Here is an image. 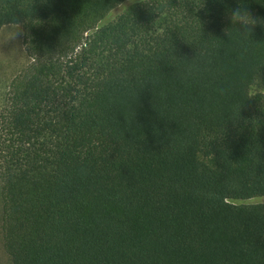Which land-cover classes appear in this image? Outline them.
Returning <instances> with one entry per match:
<instances>
[{
  "label": "trees",
  "instance_id": "trees-1",
  "mask_svg": "<svg viewBox=\"0 0 264 264\" xmlns=\"http://www.w3.org/2000/svg\"><path fill=\"white\" fill-rule=\"evenodd\" d=\"M189 2L0 0L31 56L0 108L11 264H264V23L229 19L264 0Z\"/></svg>",
  "mask_w": 264,
  "mask_h": 264
},
{
  "label": "clouds",
  "instance_id": "clouds-1",
  "mask_svg": "<svg viewBox=\"0 0 264 264\" xmlns=\"http://www.w3.org/2000/svg\"><path fill=\"white\" fill-rule=\"evenodd\" d=\"M136 3L146 5L154 11L157 7L156 0H128V4L134 5ZM189 3L193 7V12H196L197 10L205 7V0H198V2H189ZM128 4H122L123 10L126 12H129ZM120 11L121 9L114 12H120ZM185 15H189L186 9H185ZM189 16H195V15H189ZM229 19L231 22V28H234L236 34L242 38L250 37L251 33L253 32V28L257 23H264V21H259L258 18L253 17L250 14V12L247 11L243 6H238L237 8L232 10L229 15ZM198 21L201 30V22L199 19ZM21 31H22V25L19 24L18 22L15 21L12 23L0 22V46H3L11 41L17 40L18 36L21 34ZM192 62H186V63L189 65V67H194V64Z\"/></svg>",
  "mask_w": 264,
  "mask_h": 264
},
{
  "label": "rangeland",
  "instance_id": "rangeland-1",
  "mask_svg": "<svg viewBox=\"0 0 264 264\" xmlns=\"http://www.w3.org/2000/svg\"><path fill=\"white\" fill-rule=\"evenodd\" d=\"M119 8V7H118ZM21 24V23H20ZM22 25V24H21ZM31 61V56L25 48L24 29L22 25L21 34L17 40L0 46V108L2 107L5 93L8 90L11 79L20 72ZM248 202L264 203L263 198H254ZM1 217V200H0ZM0 264H11L10 258L5 252L2 243L0 229Z\"/></svg>",
  "mask_w": 264,
  "mask_h": 264
}]
</instances>
